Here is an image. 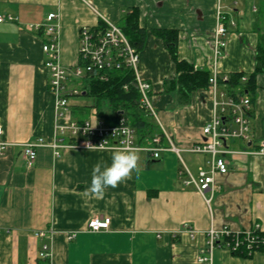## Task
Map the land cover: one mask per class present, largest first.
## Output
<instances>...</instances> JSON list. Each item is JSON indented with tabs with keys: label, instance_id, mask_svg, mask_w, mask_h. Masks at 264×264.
Masks as SVG:
<instances>
[{
	"label": "crops",
	"instance_id": "crops-1",
	"mask_svg": "<svg viewBox=\"0 0 264 264\" xmlns=\"http://www.w3.org/2000/svg\"><path fill=\"white\" fill-rule=\"evenodd\" d=\"M218 10L226 17L227 34L216 54ZM52 11L58 13L59 59L65 66L77 62L81 26L102 19L121 26L130 15L136 18L145 32L137 49L139 74L150 83L163 143L171 141L180 156L162 150L154 158L133 150L139 173L102 196L87 190L94 165L110 163V149L66 147L55 156L50 146H41L27 167L20 144L35 137L51 142L54 134L44 37L27 24L43 22ZM0 15L16 18L0 22V126L8 144L0 153V264H264V248L245 256L215 246L209 260H198L211 226L245 229L258 223L264 232V154L254 153L264 140V73L256 75L251 97L250 138L227 141L235 152L224 155L228 171L215 173L204 194L207 203L179 171L187 167L197 175L207 169L209 155L188 148L206 139L202 127L212 116L211 92L199 88L185 97L169 87L177 69L158 33L173 31L177 59L195 69L247 76L264 31V0H0ZM82 99H71L80 119L94 112ZM95 215L110 218L106 229H88ZM43 243L51 249L48 261L39 257Z\"/></svg>",
	"mask_w": 264,
	"mask_h": 264
},
{
	"label": "built area",
	"instance_id": "built-area-1",
	"mask_svg": "<svg viewBox=\"0 0 264 264\" xmlns=\"http://www.w3.org/2000/svg\"><path fill=\"white\" fill-rule=\"evenodd\" d=\"M11 15H0V22L15 20ZM226 17L218 10L217 23L214 30L215 53L225 46L227 34ZM234 25L235 22L231 21ZM29 29H34L43 34L41 49L44 54L43 65L47 70V87L54 95V124L53 139L46 142L42 137H35L21 143L22 153L27 167H31L36 158L37 148L50 146L54 155L59 156V149L66 147L88 148L89 145L98 147L103 143V149L128 148L129 150H144L156 158L162 150H172L180 156V148L171 141L165 146L161 135L154 134L145 143H138L134 128L127 123L123 116L113 123L106 122L95 115L80 119L72 110L71 99L82 94V87H78L81 80L98 79L106 81L110 71L120 69L122 66L132 70L134 79L132 83L138 89V104L148 110L155 118V110L151 101L150 83L140 77L138 70L139 54L130 43L129 38L122 28L111 21L102 19L96 26L83 25L79 29L78 59L74 65L65 66L59 59V23L58 13L49 12L43 22L27 24ZM230 74H218L215 70L209 75L208 90L211 92L212 116L202 127L206 139L196 142L188 151L205 153L209 155L206 160L207 169L200 168L197 175H193L187 167L179 171L185 185H193L203 196L214 182L215 173L226 174L228 171L224 155L234 153L227 141L230 139L250 138V110L251 97L239 87L229 85ZM247 77H240L245 82ZM227 86L219 89V85ZM127 87V85H124ZM95 114V113H94ZM0 126V153L8 145L1 138ZM252 152V151H247ZM254 153L264 154V140H262ZM205 197V196H204ZM209 203L210 198L205 197ZM108 216H92L87 223L88 229L97 231L106 229L109 225ZM186 225V224H185ZM190 235L195 232L188 228ZM43 237L44 231L36 232ZM206 241L200 249L199 261L209 260L215 246H224L233 253L245 250L252 254L254 250L264 247V234L258 223L245 229H233L224 224L219 227L211 226L205 231ZM51 249L43 243L39 257L48 261Z\"/></svg>",
	"mask_w": 264,
	"mask_h": 264
},
{
	"label": "trees",
	"instance_id": "trees-1",
	"mask_svg": "<svg viewBox=\"0 0 264 264\" xmlns=\"http://www.w3.org/2000/svg\"><path fill=\"white\" fill-rule=\"evenodd\" d=\"M120 27L136 49L142 47L145 32L143 28L138 26L133 15H130ZM158 33L165 39L177 69V77L168 82L170 83L169 87L177 88L185 97L192 90L208 88V71L195 69L189 62L177 59L174 44L175 33L166 30H160ZM259 73H264V31L259 34L254 70L246 76L245 82L240 80V77L244 74L243 72H234L230 75L228 83L233 88L239 87L241 91H246L252 97L256 75ZM133 79L132 70L122 66L120 69L110 71L109 78L106 81L87 80L86 85L82 87L81 95L93 98V103L89 108H93L95 115L103 118L106 122L113 123L118 117L123 116L127 123L134 128L138 143H145L154 134H159L163 138L156 119L148 110L139 106V92L132 83ZM124 85H127V87H124ZM102 102H106V108H103ZM237 254L249 255L245 250H241Z\"/></svg>",
	"mask_w": 264,
	"mask_h": 264
},
{
	"label": "clouds",
	"instance_id": "clouds-1",
	"mask_svg": "<svg viewBox=\"0 0 264 264\" xmlns=\"http://www.w3.org/2000/svg\"><path fill=\"white\" fill-rule=\"evenodd\" d=\"M88 148L103 150V143L98 147L89 145ZM110 151L112 153L110 163L101 160L93 167L91 184L87 190L89 194L102 196L107 188L118 186L130 179L134 171L136 173L140 171L138 166L140 157L136 151L128 148H113Z\"/></svg>",
	"mask_w": 264,
	"mask_h": 264
},
{
	"label": "rangeland",
	"instance_id": "rangeland-1",
	"mask_svg": "<svg viewBox=\"0 0 264 264\" xmlns=\"http://www.w3.org/2000/svg\"><path fill=\"white\" fill-rule=\"evenodd\" d=\"M86 83H87V81L86 80H81L80 79V81H79V83L77 84L78 85V87H83L84 85H86ZM78 97H82V98H84V99H82V101H83V103L84 104H91V103H93V98L92 97H90V96H85V95H80V96H78ZM77 97V98H78ZM70 102L72 103V100H70ZM102 105H103V108H106V106H107V104H106V102H102ZM90 106H88V108H89ZM93 109V108H92ZM156 108L154 107V110H155ZM156 111V110H155ZM83 117H90V119H92V120H94V117H95V114H94V112H92V111H90V112H85L84 114H83ZM155 119H156V121H157V118L155 117Z\"/></svg>",
	"mask_w": 264,
	"mask_h": 264
}]
</instances>
